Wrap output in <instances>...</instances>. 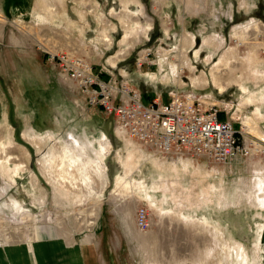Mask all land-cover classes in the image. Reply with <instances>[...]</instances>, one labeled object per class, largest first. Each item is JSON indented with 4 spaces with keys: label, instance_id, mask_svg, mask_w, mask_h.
Segmentation results:
<instances>
[{
    "label": "rangeland",
    "instance_id": "374dc122",
    "mask_svg": "<svg viewBox=\"0 0 264 264\" xmlns=\"http://www.w3.org/2000/svg\"><path fill=\"white\" fill-rule=\"evenodd\" d=\"M0 13V137L11 135L34 175L16 183L0 167V264L13 263V245L26 253L23 264H264V34L253 29L264 26V0H0ZM81 30L88 46L73 37ZM127 36L136 38L128 62L139 57L145 68L166 57L178 67L180 90L216 104L248 152L226 161L173 156L115 126L107 94L112 103L121 88L140 85L145 100L155 98L136 71L119 76ZM67 53L90 63L89 86L64 71L56 54ZM221 59L239 63L215 72L223 89L212 77ZM107 62L115 67L102 68ZM29 138L41 139L39 149ZM69 138L89 160L75 176L94 174L73 192L57 183L58 167L50 175L42 165ZM102 143L105 175L90 159ZM157 179L160 191L148 197L143 185ZM139 208L149 213L146 229L137 224Z\"/></svg>",
    "mask_w": 264,
    "mask_h": 264
},
{
    "label": "built area",
    "instance_id": "2783aa9c",
    "mask_svg": "<svg viewBox=\"0 0 264 264\" xmlns=\"http://www.w3.org/2000/svg\"><path fill=\"white\" fill-rule=\"evenodd\" d=\"M56 55L62 61L64 71L82 86H89L96 77L90 63L83 57H71L69 53ZM101 82L102 86L107 85ZM125 87L120 89L123 96L112 103L111 94L106 95L107 106L115 126L141 142L173 156L191 154L216 161H226L248 152L239 145L238 130L233 122L221 117L216 104L195 91L173 88L169 92V101L159 104L145 103L139 92H130ZM136 220L142 229L151 223L144 208L138 209Z\"/></svg>",
    "mask_w": 264,
    "mask_h": 264
},
{
    "label": "bare ground",
    "instance_id": "6f19581e",
    "mask_svg": "<svg viewBox=\"0 0 264 264\" xmlns=\"http://www.w3.org/2000/svg\"><path fill=\"white\" fill-rule=\"evenodd\" d=\"M50 9H51V11L54 10L53 4L50 5ZM38 15H39V16H37L38 19L51 20L50 19V16H47V18H45L41 14H38ZM0 20L1 21H5L1 13H0ZM257 26L254 25L253 29H255V30L257 29V32L259 34L260 33L261 34H264V26H262V25L261 26L257 25ZM248 28H250V26L249 27L246 26V28L243 27L244 30L243 29L242 30L243 31H246V29H248ZM255 38H256V36H255ZM126 39H127V37L123 38V41H127ZM165 53L166 52H163L162 55L165 56ZM198 54H199V51L197 50V52H196L195 55H198ZM162 57H161V59H164V60L166 59V57H164V58H162ZM236 60H234L233 62H231V63L234 64V65L232 64V67H230V63H224L223 64V59H221L220 63L218 62L219 64L217 63L216 69L214 70V72L212 74L213 75L212 77H213L214 83L216 85H218L219 88H220V83H221L220 81L224 80L223 79L224 76H221V72H220V74H215V72L221 67V64H223V67H222L221 70L228 69V68H230L231 70L237 69L239 63ZM112 62H113V60H112ZM172 68L174 69V73H175V71L177 70V68L174 65L172 66ZM222 74H224V73H222ZM152 78H155V77L152 76ZM223 88L224 87H221L220 89H223ZM34 137H36V136H34ZM261 137L264 139V135L262 136V134H261ZM29 139H31V138H29ZM105 139H106V136H105ZM71 140H74V138H71ZM71 140L69 138V141L68 140L65 141V144L60 148L61 149V151H60L61 153L60 154L58 152H56V150L54 149V151H52V157L51 158L50 157H46L45 159H43L42 160V165L46 169L47 168V165L49 164L50 168L48 169L49 170L48 172L50 173V175L52 174V172H54L56 169L58 170V168H59L60 169L59 171L61 172V173L59 172V174H60L61 177L59 178V180L57 181V183L60 184L59 186L66 187L68 190H72L70 192H73L75 189L78 190V191H80L81 188L84 185L90 186L91 183H93L94 174L92 176L89 172L88 173H85V171H86L85 170L84 173H83L84 174V177H82L83 175H81V178L82 179L79 180L78 179L79 177L77 178L75 176V171L76 170L73 171L74 168L75 169L77 168V169L83 170V167L84 166L87 167V165L89 164V160L86 161V162H84V160H83V154H79V152H76V151H78L77 149L81 147L79 141L76 140V139L74 140V142L76 141V145H77V146H75L73 143L72 144L69 143ZM30 141H32V143H34L37 146V149H39L38 148V146H39L38 144H39V141H41V139H39V141H38L36 138L35 139L32 138ZM57 144L58 143H56V146H57ZM17 149H19V147L16 148V146L14 145V142H13V139H12L11 135L8 134V136H7L6 133H3L1 135V137H0V167H1V170H2L3 175L6 176L7 178L11 179L12 181H14L16 183H17L18 180H22V181L28 182V180H27L28 174H32V178H34V175H33L32 172H30L28 166L25 164V159L23 160L19 155H17V153L20 152ZM104 150H105V146L102 143L101 144V150H97L96 149V151H97V157L96 158H90L93 163H96V166H97V167L95 166L97 168L96 171L97 172L100 171V172H102V174L105 173L104 168L106 169V167H104L103 164H102V162H104V161H101L102 160V153H103ZM25 153H26V155H28V152L27 151H25ZM98 158H99L98 161H101L100 163H98V161H97ZM91 160H90V162H91ZM97 163L100 164V165H97ZM91 166H94V165H91ZM178 169H180V168H178ZM169 173H171V172H169ZM159 175H158V177H159ZM158 181L159 180L157 179V181L155 182V184H153V187H151V188L145 186V184L143 185L144 186L143 192L148 197H151L150 194H149L150 191H151V194L152 193H157V192L160 191V189H159L160 186H158V183H157ZM167 183H168V180H167V182L164 183V185H169V183L168 184ZM139 185L142 186L141 184H139ZM260 199L264 202V188L262 189V193H261ZM11 250L12 251L15 250L14 252L16 253L15 256H14V254H13L14 252H10V259H12V261H13L12 264H23L24 259L21 256L22 255H26V253L24 251H20V250L16 249V247L14 245L11 248ZM28 258L30 259V257H28Z\"/></svg>",
    "mask_w": 264,
    "mask_h": 264
},
{
    "label": "crops",
    "instance_id": "0c3cea01",
    "mask_svg": "<svg viewBox=\"0 0 264 264\" xmlns=\"http://www.w3.org/2000/svg\"><path fill=\"white\" fill-rule=\"evenodd\" d=\"M134 6L136 7V4H133V3H129V5H128V7H130L131 8V13H134V15H133V20H135L136 19V11H137V9H134ZM18 7L17 6H15V8L14 9H17ZM163 9V7L161 8V10ZM55 20V19H54ZM173 21L174 22H177V23H179L180 22V18H178L177 19V17L175 18V19H173ZM104 24V23H103ZM108 26H110V25H108ZM83 28V27H82ZM103 28H105V29H103L105 32L104 33H110V34H112V28H109V27H106V26H104ZM81 32V36L79 35V34H74L73 35V37L75 36H77V37H81L80 38V43H82L83 45H86V46H88V42H87V40H86V38H84L83 37V35L82 34H84V33H88V30H86L85 31V29H83V32L84 33H82V30L80 31ZM75 33V32H74ZM70 34V33H69ZM68 34V35H69ZM85 35V34H84ZM89 35V34H88ZM124 35H125V33H124ZM70 37H72V34H70L69 35ZM85 39V40H83V38ZM125 38V37H124ZM127 39H129V37L127 36ZM135 40H132V42H130L129 40H127V41H120V49L121 50H123V51H121L122 52V58H120L119 60H118V62H117V64L119 65L120 64V68H119V76L120 75H125V73H127V71H128V73L126 74V75H128V74H130V72L131 71H136L138 74V78H142V79H145L146 80V83H149V87H151V91H152V93L153 92H155V98L154 99H152V100H150V101H147V100H145V98H144V95H143V93H142V91H141V86L139 85V88H136V87H134V86H131V90H134V91H138L140 94H141V97H142V100L145 102V103H159V104H162V103H166V102H168L169 101V96L166 98L165 97V95H164V91L165 90H167V88L168 87H170V88H176V87H179L180 88V81L176 78V77H178V73L176 74V73H172V72H174V69L172 68V65H171V62L170 61H168V60H164V59H157V55H156V58H155V60L154 61H150L151 62V65L149 66V64H146V67L144 68V67H141V68H138L137 66L138 65H136L137 64V62H138V58L139 57H137L136 58V61H134V62H128L127 60L131 57V52H132V50H131V48H132V45L131 44H134L135 43V41H136V38H134ZM66 41H69L70 42V40L68 39V38H66ZM71 42H72V40H71ZM70 48H72V47H70ZM129 50H131V51H129ZM127 51H129L128 53H126ZM107 51H105L104 53H103V56H105L107 53H106ZM80 54H83V52L80 50ZM150 55H151V52L148 50L147 52H146V56H145V60L148 58V59H151L150 58ZM100 56V55H99ZM113 56V55H112ZM112 56H110L109 58H111ZM101 57H102V55H101ZM92 59H97V57L96 56H93V57H91ZM141 58V57H140ZM170 58V57H169ZM157 59V60H156ZM154 63V64H153ZM177 64V63H176ZM153 65H155V66H153ZM178 66H179V73H180V64L178 63L177 64ZM103 67H105L107 70H110L109 68L111 67V68H113V67H115V66H112L111 64H109L108 62H107V65H102V68ZM176 67V66H175ZM144 68V69H143ZM178 68V67H177ZM122 71V72H121ZM139 71V72H138ZM125 72V73H124ZM102 73H104V72H102ZM149 73H152L153 75H156V79H154L153 81H151V80H148V78H146V76H147V74H149ZM165 74H168L169 75V77L167 78V77H165L164 75ZM128 86V85H127ZM126 86V87H127ZM148 87V88H149ZM162 96H164V97H162ZM30 252V251H29ZM3 259L5 260V262H6V259L3 257Z\"/></svg>",
    "mask_w": 264,
    "mask_h": 264
}]
</instances>
